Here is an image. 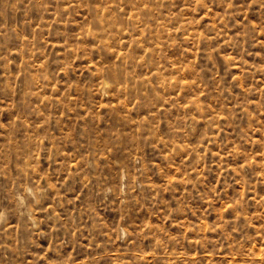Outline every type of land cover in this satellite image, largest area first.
<instances>
[{
    "label": "rangeland",
    "instance_id": "374dc122",
    "mask_svg": "<svg viewBox=\"0 0 264 264\" xmlns=\"http://www.w3.org/2000/svg\"><path fill=\"white\" fill-rule=\"evenodd\" d=\"M0 264H264V0H0Z\"/></svg>",
    "mask_w": 264,
    "mask_h": 264
}]
</instances>
